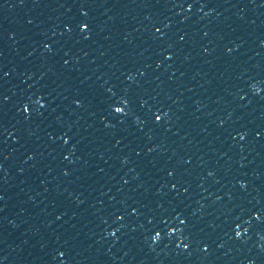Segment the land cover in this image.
<instances>
[{
    "label": "water",
    "instance_id": "95a60500",
    "mask_svg": "<svg viewBox=\"0 0 264 264\" xmlns=\"http://www.w3.org/2000/svg\"><path fill=\"white\" fill-rule=\"evenodd\" d=\"M0 264H264V0H0Z\"/></svg>",
    "mask_w": 264,
    "mask_h": 264
}]
</instances>
